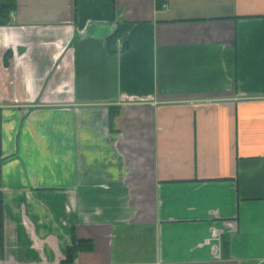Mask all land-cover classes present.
Segmentation results:
<instances>
[{
  "label": "crops",
  "instance_id": "1",
  "mask_svg": "<svg viewBox=\"0 0 264 264\" xmlns=\"http://www.w3.org/2000/svg\"><path fill=\"white\" fill-rule=\"evenodd\" d=\"M0 6V264H264V0Z\"/></svg>",
  "mask_w": 264,
  "mask_h": 264
},
{
  "label": "trees",
  "instance_id": "2",
  "mask_svg": "<svg viewBox=\"0 0 264 264\" xmlns=\"http://www.w3.org/2000/svg\"><path fill=\"white\" fill-rule=\"evenodd\" d=\"M6 6H0V15H6ZM93 247V242L88 239L77 238L73 235L72 243L68 247L65 262L71 263L80 251L89 250Z\"/></svg>",
  "mask_w": 264,
  "mask_h": 264
}]
</instances>
